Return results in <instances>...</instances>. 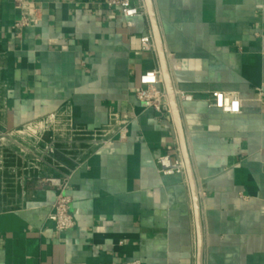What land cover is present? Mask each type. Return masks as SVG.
I'll return each instance as SVG.
<instances>
[{
  "label": "crops",
  "instance_id": "obj_1",
  "mask_svg": "<svg viewBox=\"0 0 264 264\" xmlns=\"http://www.w3.org/2000/svg\"><path fill=\"white\" fill-rule=\"evenodd\" d=\"M32 1L41 21L21 37L14 0L0 5V146L55 115L69 122L76 152L0 150V264H197L187 174L157 166L181 155L172 114L136 95L141 75L160 69L157 53L141 49L148 16L126 18L109 0ZM155 3L176 89L194 95L181 111L204 264H264V0ZM213 91L237 92L241 111L211 106ZM106 132L107 143L92 142ZM63 175L76 226L58 232L48 219L57 193L41 179Z\"/></svg>",
  "mask_w": 264,
  "mask_h": 264
},
{
  "label": "built area",
  "instance_id": "obj_2",
  "mask_svg": "<svg viewBox=\"0 0 264 264\" xmlns=\"http://www.w3.org/2000/svg\"><path fill=\"white\" fill-rule=\"evenodd\" d=\"M0 0V5H1ZM16 9L21 11V19L13 25V29L17 33V37H21L22 29L29 26H36L40 23V9L36 3L32 0H14ZM109 7L119 8L122 15L126 18L132 17H147V10L144 0H109ZM141 49L147 52H156L155 42L152 32L141 37ZM179 100L191 101L194 99V95L177 90ZM137 98L141 101L146 108L153 109L160 114L170 113V104L168 96L163 85V78L160 69L146 71L140 77V87L136 92ZM211 99V106L221 109L226 113H239L241 111V98L237 92H222L213 91ZM58 117L53 115L46 120V124L52 123ZM32 126L27 127L31 129ZM103 136V133H96L92 135L93 143L105 144L110 138ZM129 133L128 122H121L120 128L117 134L121 140H127ZM12 134H10L11 136ZM9 136V135H8ZM3 136L2 139H5ZM101 138V139H100ZM38 143L40 140L37 141ZM36 142V143H37ZM54 141L46 147L47 151L52 149ZM37 144L34 148L36 149ZM172 146L168 147V151H172ZM180 151V148H177ZM177 151V152H178ZM25 154H32L30 147L22 149ZM34 155V154H33ZM40 159V158H38ZM157 166L160 173L164 175L170 174H186V167L184 160L180 153L174 157L170 152L165 153L157 159ZM70 176H46L41 179L43 185L49 186L56 190V200L52 206V210L48 216V219L55 224V228L58 232H66L73 229L76 226V220L71 212L72 198L68 194L70 189ZM128 264H142L139 260L129 262Z\"/></svg>",
  "mask_w": 264,
  "mask_h": 264
},
{
  "label": "water",
  "instance_id": "obj_3",
  "mask_svg": "<svg viewBox=\"0 0 264 264\" xmlns=\"http://www.w3.org/2000/svg\"><path fill=\"white\" fill-rule=\"evenodd\" d=\"M147 10V16L151 25V32L155 42L156 53L159 60L160 70L163 78V85L166 90L168 101L170 104L171 114L176 127L179 148L186 167V174L192 192L194 204V214L196 221V236H197V264H204V229L201 214V197L197 178L189 151L185 129L182 119L181 101L179 100L177 89L173 80L170 68V61L164 41L162 27L160 24L158 11L155 0H144Z\"/></svg>",
  "mask_w": 264,
  "mask_h": 264
},
{
  "label": "rangeland",
  "instance_id": "obj_4",
  "mask_svg": "<svg viewBox=\"0 0 264 264\" xmlns=\"http://www.w3.org/2000/svg\"><path fill=\"white\" fill-rule=\"evenodd\" d=\"M68 123L69 122L67 120H61L60 118H57L50 124L44 123L39 127L32 126L31 129H23L20 133H17V135H14L13 138H11L15 139L16 141L14 145H9V147L6 145L0 146V150L8 149L11 151L12 148L14 149L16 147L19 152L22 149L29 147V144H36L35 142H37L38 140H40L41 143H47V146L50 145L52 141H54L55 143L52 149L48 151L45 147L42 148L41 144L38 145V142L36 149L30 147V150H32L33 152L32 154H29L32 155L31 159H38L45 155L47 157L48 155H58L63 157L66 156V154L71 156L76 152V149L73 148L72 144L70 143V140L73 139V135L75 134L71 132ZM4 143L6 144L7 142Z\"/></svg>",
  "mask_w": 264,
  "mask_h": 264
}]
</instances>
